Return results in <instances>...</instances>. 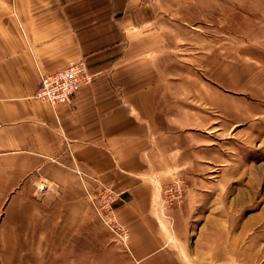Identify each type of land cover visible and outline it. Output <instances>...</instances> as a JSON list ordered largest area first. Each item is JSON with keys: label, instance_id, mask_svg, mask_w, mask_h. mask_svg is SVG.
Here are the masks:
<instances>
[{"label": "rangeland", "instance_id": "374dc122", "mask_svg": "<svg viewBox=\"0 0 264 264\" xmlns=\"http://www.w3.org/2000/svg\"><path fill=\"white\" fill-rule=\"evenodd\" d=\"M131 17L132 38L151 37L123 76L161 86L173 126L183 106V181L164 189L166 207L183 204L175 250L184 264H264V0H141ZM38 187L0 219V264H132L93 213L79 232L61 189Z\"/></svg>", "mask_w": 264, "mask_h": 264}, {"label": "crops", "instance_id": "0c3cea01", "mask_svg": "<svg viewBox=\"0 0 264 264\" xmlns=\"http://www.w3.org/2000/svg\"><path fill=\"white\" fill-rule=\"evenodd\" d=\"M140 2L0 0V219L17 195L46 184L61 189L89 233L86 192L99 182L117 194L132 264H184L173 245L183 204L164 202L165 187L183 181V106L173 126L172 107L156 97L161 86L123 76L140 72L123 61L151 37L132 38ZM78 60L91 80L67 103L35 98L41 75Z\"/></svg>", "mask_w": 264, "mask_h": 264}, {"label": "built area", "instance_id": "2783aa9c", "mask_svg": "<svg viewBox=\"0 0 264 264\" xmlns=\"http://www.w3.org/2000/svg\"><path fill=\"white\" fill-rule=\"evenodd\" d=\"M90 80L91 76L84 62L81 60L70 62L62 68L41 75L35 98L53 107L65 104ZM97 183L95 192H86L91 207L105 228L124 242L128 237V229L117 221L115 215L113 205L117 194L112 187ZM38 188L46 190L50 187L46 184H39Z\"/></svg>", "mask_w": 264, "mask_h": 264}]
</instances>
